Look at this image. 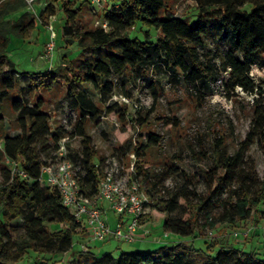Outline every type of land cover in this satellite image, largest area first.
<instances>
[{
  "label": "trees",
  "instance_id": "obj_1",
  "mask_svg": "<svg viewBox=\"0 0 264 264\" xmlns=\"http://www.w3.org/2000/svg\"><path fill=\"white\" fill-rule=\"evenodd\" d=\"M114 1H118V8L105 16L110 30L103 31L92 25H82L83 13L87 9L85 0H49L37 18L46 23L50 16L60 13L64 21L62 39L66 46L77 43V57L75 60L63 57L55 70L29 75V90H22L19 88V74L6 55L7 35L11 33L28 39L36 20L28 13L6 20L7 16L20 12L25 2L0 0V121L7 107L15 114L10 128L16 131L13 134L2 131L0 163L14 161L27 175L26 179L17 174L11 176L8 167L5 168V183L0 187V264H17L29 250L41 255H63L72 251L76 234L88 235L85 230H78L81 225L61 204L56 188L39 181L42 168L55 160L58 142L67 136L62 127L51 129L50 117L43 110L41 94L55 87L62 88L59 81H64L65 88L62 89L67 104L78 114L73 133L68 136L79 137L82 145L80 152L71 154V158L79 160L85 172L80 181L81 192L87 197H94L101 174L95 166L97 152L91 145L85 126L89 121L106 115H116L122 123L126 120L125 114L117 110L119 106L116 102L101 109L79 91L78 86L85 83L98 86V81L110 76L142 78L152 83L150 76L167 67L173 75L181 76L193 88L209 91L210 85L220 77L213 66L199 56L197 47L212 29L219 36L215 41L217 53L220 40L227 43V52L222 56L216 54L221 71L228 75L223 84L232 92L240 88L254 96L251 103L252 129L233 154L224 150L222 136L211 145L212 165L202 170L205 195L197 194L193 181L181 172L185 186L171 198L160 199L146 215L154 220L161 219L164 232L189 238L191 242L180 240L155 250L122 252L117 258L109 252L96 255L90 249L86 252L74 251L68 264H264V257L257 252V246L248 252L233 246H222L210 254L211 245L203 251L194 247L192 241L201 228L198 222L200 216H203L206 226L214 227L216 220L210 211L215 202H219L221 209L217 219L231 227L252 219L258 207L264 206V178L255 180L253 173L245 171L244 166V155L251 144L256 139L264 141V109H257L260 99H264V89L258 88L250 76L253 65L264 68V0H190L200 10H207L204 15L198 12L193 22L167 14L168 3L179 0ZM137 23L147 28L141 39L126 35V31ZM150 30L155 31L157 36H152ZM112 86V82H105L101 90L111 97ZM22 91L25 96L21 99L19 95ZM32 92L37 94L33 105L27 95ZM165 124L170 126L167 120ZM173 126L178 124L174 122ZM144 127L140 124L147 137L146 143L137 141L133 146L136 159L134 177L147 180L150 177L149 164L146 162L144 165L143 160L149 148L159 146L160 138L145 131ZM128 143L126 141L116 149L124 159ZM43 156H50L51 161L44 160ZM194 157L199 161L208 155L200 151ZM177 171L170 167L164 173L172 175ZM235 180L239 184L235 185ZM16 220H21L23 233L14 236L16 227L13 222ZM262 220L264 216L251 233L260 240H264V235L259 233ZM48 225L64 228L50 232L46 228ZM256 243L260 244V241Z\"/></svg>",
  "mask_w": 264,
  "mask_h": 264
},
{
  "label": "rangeland",
  "instance_id": "obj_2",
  "mask_svg": "<svg viewBox=\"0 0 264 264\" xmlns=\"http://www.w3.org/2000/svg\"><path fill=\"white\" fill-rule=\"evenodd\" d=\"M48 3L49 0H39L31 7L25 5L20 12L6 17V20H13L21 14L28 13L34 16L36 20L28 39L17 37L11 33L7 35L6 55L19 74V88L22 90L27 89L29 86V75L55 70L63 57L68 60H75L77 57V43L74 42L72 45L66 46L62 39L61 31L64 21L61 18L62 15L57 13L53 15L55 16L54 19H50L52 16L48 18L55 40L53 58L52 60H41L39 58L44 52L50 32L45 26L48 21L44 23L42 20H38L36 15ZM168 6L167 14L170 17L181 18L188 22H193L198 12L204 15L207 11L200 10L190 0L171 1ZM56 8L57 11L58 4ZM82 25H92L88 9L83 13ZM145 31H147V28L137 23L134 28L126 31V35L141 39ZM149 32L152 36H157L155 31L150 30ZM217 38H219L218 34L212 29L197 47L199 56L204 59L206 64L212 65L220 77L219 80L210 85L209 91L202 88H193L181 76L173 75L167 67H162L157 75L150 76L152 83L142 78L110 76L98 81V86L85 83L77 88L97 107L102 109L105 105L116 102L119 106L117 110L125 114V123H122L116 115H106L86 124V134L91 139V145L97 152V158L94 159L95 163L110 156H120L116 149L128 141L129 143L125 147L127 156L122 159L124 171H127L128 166L136 162V159L132 156L134 155L133 146L137 141L146 143L147 137L143 133V128H140V124L145 125V131L151 132L160 138L159 146L149 148L143 160L144 165L146 162L149 164V179L146 180L143 177L132 178L137 182L139 192L152 196L154 204L159 202L160 199L171 198L180 188L185 186V180L181 172H185L193 181L197 194L205 195L206 186L203 181L202 170H207L212 165L211 145L218 137L222 136L224 150L228 154H233L252 129L253 111L251 103L254 96L247 94L240 88H235L232 92L230 88L223 84V81L228 79V75L226 72L221 71V65L216 54L221 56L225 54L227 43L220 40L217 53L215 47ZM250 76L258 88L264 89V68L253 65L250 68ZM63 82L60 79L59 84L61 87L63 86L62 88H65ZM105 82L113 83L110 89L111 97H109L108 92L101 90ZM62 88L55 87L52 91L44 92L41 96L44 99L43 110L50 117L51 129L62 127L68 136L70 132L73 133L78 114L67 104V98L64 96V89ZM27 95L28 101L33 105L37 94L32 92L27 93ZM24 96L25 93L22 91L19 98L22 99ZM120 97H124L126 101H122ZM257 109H264V99H260ZM14 118L15 114L6 107L2 121H0V135L2 131L11 134L16 132L10 128V123L13 122ZM165 120L170 122V126L165 124ZM174 122L178 124L177 127L173 126ZM69 138V151L72 154H77L82 146L81 139L79 137ZM200 151H205L208 157L198 161L194 159V155ZM51 157L43 156L44 160H48V162L51 161ZM244 166L245 171L253 173L255 180L264 178V141L256 139L251 144L244 155ZM6 167L5 162L0 163V187L5 183ZM170 167L176 168L177 173L165 174L164 171ZM234 184H239L238 180H235ZM105 207L106 204H103V208ZM262 212H264V206H259L252 219L231 227L229 224L217 219L221 209L219 208V202H215L210 211L211 216L216 220L214 221V227L206 226L203 216H200L198 222L201 228L192 240L193 245L203 251L206 250L207 245H211L210 254H214L222 246H233L236 249L248 252L256 246L259 247V243L256 242L260 241V245H262L257 252L261 257H264V240L257 239L251 234L246 240H235L231 235L233 230H245L257 226L260 218L264 216ZM115 219L116 217L111 212L107 213L108 222L115 221ZM142 222H151L152 224L157 223V220L144 216ZM158 222L162 224L161 219ZM13 224L16 227V232L13 235L22 234L21 220H16ZM46 228L48 231L53 232L64 227L48 225ZM209 231H212V235L207 234ZM259 231L262 234L260 226ZM81 235L76 234L74 236L73 249L66 254L58 256L41 255L29 250L17 264H40L41 262L68 264L71 261V254L74 251L81 250L82 242L86 243L85 239L81 240L85 235L83 234V237ZM172 236L177 240L175 242L170 240L171 243L180 240L191 242L189 238H180L174 234ZM116 245L120 249H115ZM87 247L96 255L108 252L107 249H112V255L117 258L122 252L155 250L158 245L89 240Z\"/></svg>",
  "mask_w": 264,
  "mask_h": 264
},
{
  "label": "built area",
  "instance_id": "obj_3",
  "mask_svg": "<svg viewBox=\"0 0 264 264\" xmlns=\"http://www.w3.org/2000/svg\"><path fill=\"white\" fill-rule=\"evenodd\" d=\"M23 1L25 5L31 7L39 0ZM85 1L92 19V26L109 31L110 25L105 16L118 8L117 3L114 0ZM54 17L52 16L50 19H54ZM45 26L50 32V37L39 58L52 60L55 50L54 34L49 21ZM120 99L126 101L124 97H120ZM69 141V136L60 139L54 155L55 160L42 168L39 181L56 188L61 198V204L70 210L75 221L81 225L78 230H85L88 233L84 238L81 235V240L85 239L86 242H82L81 251L88 250L87 242L89 240L133 243L140 234L148 235L142 219L150 213L154 206V200L152 196L140 193L137 182L132 180L135 176L134 164L129 165L128 170L124 171L123 158L117 155L97 161L95 166L101 174L98 191L94 197H87L80 190V181L85 172L79 160H72V153L68 147ZM132 156L134 157V155ZM6 165L11 176L17 174L22 179L27 178V175L14 161H6ZM103 204H106L105 208H103ZM108 212L116 217L113 226L107 221ZM260 229L264 235V223L261 224ZM254 230L255 227L233 230L231 235L235 240H246ZM168 234L167 232L164 237H167ZM207 234L212 235V231Z\"/></svg>",
  "mask_w": 264,
  "mask_h": 264
},
{
  "label": "crops",
  "instance_id": "obj_4",
  "mask_svg": "<svg viewBox=\"0 0 264 264\" xmlns=\"http://www.w3.org/2000/svg\"><path fill=\"white\" fill-rule=\"evenodd\" d=\"M116 220V219H115ZM114 222L115 221H112V222H109L111 226L114 225ZM264 223V220H262V222L260 223V226L261 224ZM144 229L146 231H148V235H143L140 234L139 237L136 239V241H134L133 243H137V244H140V243H144L145 245H158L161 246V245H165V244H170V240L172 242H175V240H177V238L173 237L172 234H168L167 237H164V235L167 233V232H164L161 228V223L158 222L157 220V223H152L151 222H146L144 224ZM259 245V248H260V244ZM115 249H120V247L118 245L115 246ZM109 253L112 254V249H107ZM148 250V249H146Z\"/></svg>",
  "mask_w": 264,
  "mask_h": 264
}]
</instances>
